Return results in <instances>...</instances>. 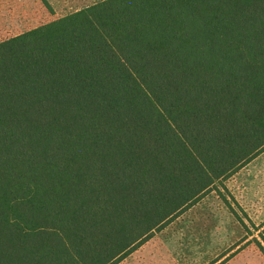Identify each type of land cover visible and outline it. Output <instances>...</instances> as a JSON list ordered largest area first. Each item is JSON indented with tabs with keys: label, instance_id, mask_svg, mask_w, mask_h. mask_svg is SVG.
Wrapping results in <instances>:
<instances>
[{
	"label": "trees",
	"instance_id": "obj_1",
	"mask_svg": "<svg viewBox=\"0 0 264 264\" xmlns=\"http://www.w3.org/2000/svg\"><path fill=\"white\" fill-rule=\"evenodd\" d=\"M264 151V0H103L0 42V264H118Z\"/></svg>",
	"mask_w": 264,
	"mask_h": 264
},
{
	"label": "rangeland",
	"instance_id": "obj_2",
	"mask_svg": "<svg viewBox=\"0 0 264 264\" xmlns=\"http://www.w3.org/2000/svg\"><path fill=\"white\" fill-rule=\"evenodd\" d=\"M103 0H0V42ZM118 264H264V151Z\"/></svg>",
	"mask_w": 264,
	"mask_h": 264
}]
</instances>
